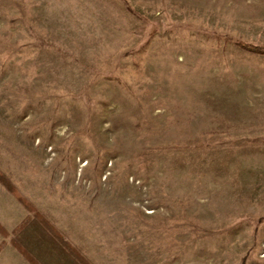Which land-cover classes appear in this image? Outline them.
<instances>
[{"label":"rangeland","instance_id":"obj_1","mask_svg":"<svg viewBox=\"0 0 264 264\" xmlns=\"http://www.w3.org/2000/svg\"><path fill=\"white\" fill-rule=\"evenodd\" d=\"M237 41L264 47V0H0V150L92 264H264V54Z\"/></svg>","mask_w":264,"mask_h":264},{"label":"crops","instance_id":"obj_2","mask_svg":"<svg viewBox=\"0 0 264 264\" xmlns=\"http://www.w3.org/2000/svg\"><path fill=\"white\" fill-rule=\"evenodd\" d=\"M18 164L17 155H13V152L7 149L0 150L1 173L67 241L80 251L67 233L69 226L66 223V216L70 210L57 209L53 189L49 184L39 181L46 178L47 174L22 169ZM23 224V228L20 229ZM0 226L2 229L0 264H31L13 245L14 241L27 250L39 264H80L1 182Z\"/></svg>","mask_w":264,"mask_h":264},{"label":"trees","instance_id":"obj_3","mask_svg":"<svg viewBox=\"0 0 264 264\" xmlns=\"http://www.w3.org/2000/svg\"><path fill=\"white\" fill-rule=\"evenodd\" d=\"M237 45L242 49L253 52L264 54V47L257 46L244 41H237ZM0 182L27 208L34 216L43 224V226L57 239V241L77 260L80 264H92L77 248H75L59 230L52 225L46 218H44L37 209L24 197L18 190L7 180V178L0 172ZM24 224L20 227L23 228ZM0 230L1 226H0ZM4 232V231H3ZM13 245L19 250V252L31 263L39 264L18 242L14 241Z\"/></svg>","mask_w":264,"mask_h":264}]
</instances>
